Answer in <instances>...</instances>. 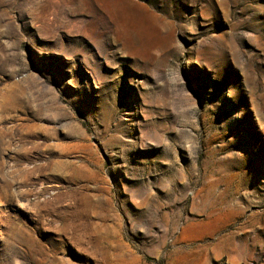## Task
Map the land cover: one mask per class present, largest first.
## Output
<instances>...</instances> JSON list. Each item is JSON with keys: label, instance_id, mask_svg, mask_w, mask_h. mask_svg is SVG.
I'll use <instances>...</instances> for the list:
<instances>
[{"label": "rangeland", "instance_id": "1", "mask_svg": "<svg viewBox=\"0 0 264 264\" xmlns=\"http://www.w3.org/2000/svg\"><path fill=\"white\" fill-rule=\"evenodd\" d=\"M0 264H264V0H0Z\"/></svg>", "mask_w": 264, "mask_h": 264}]
</instances>
